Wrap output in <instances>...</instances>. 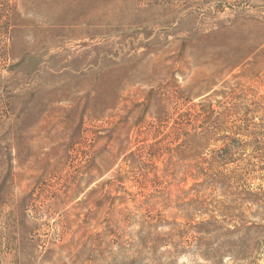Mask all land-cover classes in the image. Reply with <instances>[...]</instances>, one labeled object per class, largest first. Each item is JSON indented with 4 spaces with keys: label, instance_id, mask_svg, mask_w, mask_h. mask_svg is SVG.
<instances>
[{
    "label": "rangeland",
    "instance_id": "obj_1",
    "mask_svg": "<svg viewBox=\"0 0 264 264\" xmlns=\"http://www.w3.org/2000/svg\"><path fill=\"white\" fill-rule=\"evenodd\" d=\"M0 264H264V0H0Z\"/></svg>",
    "mask_w": 264,
    "mask_h": 264
}]
</instances>
